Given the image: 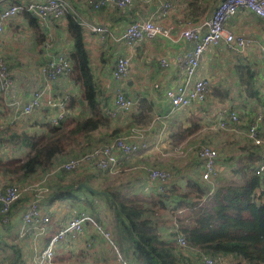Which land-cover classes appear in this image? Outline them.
<instances>
[{
    "label": "trees",
    "instance_id": "16d2710c",
    "mask_svg": "<svg viewBox=\"0 0 264 264\" xmlns=\"http://www.w3.org/2000/svg\"><path fill=\"white\" fill-rule=\"evenodd\" d=\"M11 3H19V0H11ZM209 3L205 0H190L186 4L185 14L180 18L198 23L211 9L213 4ZM72 8L77 11L75 6ZM24 16L36 33L38 45L43 46L47 39L46 32L32 15ZM65 19L66 33L72 43L68 50L72 62L71 80L79 91H68L69 113L56 125L45 120L43 110L39 114L42 119L39 120V117L34 121H26L24 130L13 131L15 122L11 120L13 124L9 121L5 130H0L1 147L8 151L7 156H0V191L8 185L24 186L36 178L48 175L49 202L61 201L79 212L85 211L82 208H94V201L101 197L105 206L108 205L116 214L112 226L116 244L126 258L143 264H202L205 257L213 263L224 264L230 258L237 264H264V187L263 178L257 176L255 171L260 160V147L253 145L248 138L237 149L239 157L242 155L243 163L239 172L244 175V181L241 185H228L224 189L215 186L211 196L215 205H208L205 201L211 189L206 182H202L198 176L185 174L184 180H176L171 184L174 173L168 168L173 177L165 192L146 197L125 191L137 178L131 180V175L125 178V175L119 174L123 171L115 176L103 171L87 175L77 171H55L62 162L106 144L125 133L127 128L133 125L144 128L152 122V117L142 111L139 105L137 114L121 134V129H116L110 135H102L101 131L109 130L113 122L103 113L109 101L108 94H105L92 72L83 42L82 26L75 20L70 9ZM234 72L237 79L235 89L224 86L213 88L210 92L218 105L215 111L212 110L215 116L211 118L212 124L217 126L215 132L227 131L229 128L235 130L237 127L247 132L258 110L264 108V83L258 82L256 72L249 64L242 63L235 66ZM79 99L83 100V104ZM250 102L254 103V107L259 106L258 110L247 109ZM0 108L3 110L0 116L5 119L10 112L2 96ZM200 110L206 112L203 108ZM233 111L239 114L237 123L229 115ZM223 120L227 127L220 129L218 123ZM205 122L206 116L188 114L187 124L182 123L172 131V149L190 142L193 136L202 131ZM203 144L208 145V142ZM11 147L25 150V157L9 159ZM201 163L193 159L186 165L198 167ZM148 165L157 168L150 163ZM98 178L99 183L94 184ZM81 183L92 185L97 192L78 189ZM23 200L17 201L11 207V212L19 208ZM96 220L102 225L100 218ZM0 224H3L1 214ZM179 235L184 237L185 246L178 244ZM11 238V245L0 240V253L7 254L8 250L11 252V256L4 258L7 259L6 264H25L20 248L14 244L17 236ZM4 259L1 257L0 262ZM53 261L55 264H80L74 254L55 256Z\"/></svg>",
    "mask_w": 264,
    "mask_h": 264
},
{
    "label": "built area",
    "instance_id": "2783aa9c",
    "mask_svg": "<svg viewBox=\"0 0 264 264\" xmlns=\"http://www.w3.org/2000/svg\"><path fill=\"white\" fill-rule=\"evenodd\" d=\"M152 0H137L139 4L148 5ZM135 0H93L88 1L93 13L102 11L107 7L126 9L134 6ZM157 10L150 16L142 15L131 21L120 37H114V41L122 43L126 49L123 54L115 58V63L110 72L112 80V98L104 108V114L112 120L124 118L133 119L138 112L140 98H135L126 92L127 77L132 71L134 61L132 53L144 41L156 38L169 40H184L187 49L181 52H168V55L159 57V66L168 69L171 66L178 68V79L173 80L163 88L168 109L163 114L154 116L152 123L147 127L131 126L125 133L111 139L102 146L93 147L87 153L64 161L55 171H77L87 175L92 172H108L116 174L122 170V163H129L142 153H160L164 151L170 142L171 130L182 119L191 113L193 108L206 105L212 82L202 74V62L205 52L211 46L223 43L235 55L249 48L250 41L242 35H234L229 30L228 24L237 12L244 11L264 19V0H219L217 6L212 7L207 14L199 19L198 23L190 19L177 18L171 20L176 9L173 0H156ZM6 3L0 9V37L4 32V26L12 19L25 14L35 15L42 26H49L50 22H60L65 14L70 11L75 20L83 29L88 28L98 41L106 43L110 37L107 25L88 22L80 16L66 0H29L19 3H11V0H0ZM186 8V6H185ZM45 50V60L40 65L37 75L25 76V79L41 81L39 90H34L26 102L15 97L14 84L11 72L0 58V95L4 98L5 106L11 113V121L24 119L34 121L42 119L41 111H45V120L58 124L69 113V92L77 86L71 80L72 62L68 51L57 48V43L49 39ZM261 67L264 69V43L258 44ZM173 56L175 63L169 59ZM24 79V78H23ZM66 86V89L64 88ZM69 86V87H68ZM57 87L63 88L58 92ZM68 87V88H67ZM154 88L159 89V85ZM184 115V116H183ZM230 117L234 123L239 122V114L231 112ZM222 119V118H221ZM264 121V108H261L248 130V140L255 146L260 147V160L255 166L257 176L263 178L264 187V137L260 133V123ZM219 127L226 128V122L220 121ZM154 125H157L154 128ZM176 149V152H178ZM185 154L199 159L202 163L200 169L201 180L210 181L218 175L217 160L219 153L206 144L194 147H184ZM8 151L1 147L0 156H7ZM145 177L135 184L137 192L145 195L151 192L164 193L172 180V173L168 170L153 167L144 168ZM48 175L36 178L24 186L16 184L8 185L0 191V214L1 223L7 224L11 218V207L19 200L26 197L29 203L21 217L19 236L33 235V240L44 238L51 232L43 249L33 254L31 260L25 264H55L54 258L58 252L71 254L74 248L81 243L82 249H88L86 233H93L106 240L108 247L113 251L114 260L119 264H143L141 261L128 259L123 251L117 246L112 232L104 230L101 225L86 211H75L69 208L67 203L61 201L49 202V189L47 188ZM213 191L207 194L211 200ZM213 202V201H212ZM53 203V204H51ZM62 204L67 211L59 213ZM63 213L67 214L62 218ZM53 224L56 228H53ZM51 226V230H50ZM87 228L89 229L87 232ZM178 244L185 246L186 242L182 235L178 236ZM202 264H214L210 258L205 257Z\"/></svg>",
    "mask_w": 264,
    "mask_h": 264
},
{
    "label": "crops",
    "instance_id": "0c3cea01",
    "mask_svg": "<svg viewBox=\"0 0 264 264\" xmlns=\"http://www.w3.org/2000/svg\"><path fill=\"white\" fill-rule=\"evenodd\" d=\"M22 1H29V0H19V2ZM66 1L70 3L72 6H75L80 16L87 19L88 22H92L95 24H103V25L105 24L108 26V29L110 31V37L109 40L106 41V43L102 44L101 42H99L97 37L94 36V34L88 28L83 29L84 30L83 42H85V47L88 53L89 61L91 63L92 72L95 75L96 79L98 80L100 87L104 90L105 94H108V99L110 102L112 98L110 92L113 85L112 80L110 79V72L114 66L115 58L126 51L122 43L114 41V37H120V35L123 34V31L127 28L128 24L131 21L137 19L139 16L142 15L150 16L152 13H154L157 10L158 2H156V0H152L150 4L145 5L143 3L139 4L137 0H135L134 6H131L126 9L120 10L114 7H107L104 8L103 11L93 13L92 8L88 4V1H93V0H66ZM173 1L176 3V9L174 11V14L171 16V20L174 21L177 18H180L181 15L185 14V9H186L185 6L190 2V0H173ZM207 1L210 2L209 5L213 4L212 7L217 6L219 3V0H211V1L205 0L206 3ZM5 4L6 3H0V9ZM37 23L38 24L40 23L38 19H37ZM39 25L42 27L44 32H46L47 36L52 33V34H56V36L59 35V37L63 39L64 42H60V44L57 43L58 49L65 51L69 50L72 43H70V39L67 33L66 35L64 34V31L66 32V26H67L65 18L58 23L50 22L49 26H42L41 24ZM228 28L230 31L233 32L234 35L236 36L242 35L245 38H247L250 41L249 48H246L238 55H235L231 50H229L225 45H223V43H220L217 46H211L205 52L203 56L204 59L202 62L201 69H202V74L205 77H208L212 82L211 91L213 90V88H220L224 86L232 87L233 89H235L237 79L235 76L234 69L235 66L238 65L239 63H242L244 65L249 64L253 69V71L256 72L258 76V82L264 83V69H262L261 67V57H259V52H258V44L264 43V19H260L259 17L254 16L249 12L240 11L237 12V14L229 22ZM22 30L28 33L29 37L36 38V33L32 29L29 21L25 18V16L12 19L5 24L3 34L5 32L6 34L4 36L2 34L0 37L1 55L4 54L2 49L3 45L4 47L9 46L8 37L10 36V34L7 32L8 31L20 32ZM33 42L35 44L33 46V53L29 54L27 58L29 59L28 61H30L29 64L27 63L24 65L23 63H19L18 61L16 62L14 60L11 61L7 60L9 63V67H10L9 70L11 72V76L17 85L15 97L21 100V102L28 101L32 92L34 90H39L41 87V81L38 79L28 82H24L23 79L26 74L27 75L30 74V76H36L37 67H35V65L37 63L40 64L41 61L43 62L45 60V50L43 49V47L41 48V45H38V47L36 46V40H34ZM186 49H187V44L185 43L184 40L181 39L169 40L161 37L151 41L142 42V44L136 49H134L132 53V60L134 61V66L132 71L129 73L127 77L128 80H127L126 92L132 97L140 98V105L142 106V111H145L146 114H149L150 117H152V121L155 115L163 114L168 109L165 97L163 96V88L169 85L173 80L178 79V68L176 66H171L168 69L161 68L159 66V57H162L163 55H168L169 51L178 53ZM41 52H42V57H41ZM169 59H171V61L175 63L173 56H170ZM156 84L159 85V89L154 88ZM64 88L66 89V86H64ZM57 90L58 92H62L63 88L57 87ZM77 91H79L78 87L76 92ZM208 96L209 98L207 104L201 105L197 108H193L190 114L199 117H201L202 114L205 115L206 112L201 111L200 110L201 108H203L205 111H208V113L210 112L209 110L215 111L218 106L216 103V99L212 95V93H209ZM239 102H235V103L238 104ZM258 108L259 106L256 105L254 107V103L251 102L247 107V109H251V111L258 110ZM211 115H212L211 118L215 116L214 113ZM211 118L210 120L205 122L204 128L201 131L202 134L200 133L201 135L199 134L196 137L197 141L196 138L192 139L190 142H184L178 148H181L183 146L187 148L194 147L200 145L199 143L201 142L212 143L217 147H219L220 149L221 146H224V149L222 150L221 155L219 154V158L217 160L218 175L212 180L208 182L201 180V173L199 172L202 167V164H200L198 167L196 166L197 168L193 165L188 166V168L187 167L183 168L184 173L192 172L193 174L198 176L202 182H206L211 187L209 192L210 191L214 192V190L216 189L214 185L215 184L214 181L219 179L220 175L223 172L222 171L223 165L227 164L225 163V161L227 160L225 157L226 154L225 152L226 149L229 147L226 146V143H222L223 145H220L218 138H221L222 136L225 135L227 137H232L233 139L236 140V143L234 144L230 143V144L235 145L237 148L240 145H243L244 142L247 141L248 137H247L246 129H242L241 127H237L235 130L229 128L227 131L221 130L219 132H215L217 126L216 124L215 125L212 124ZM222 119L224 118L222 117ZM129 121H130V117L128 116L117 119L115 121L113 120L112 127L109 130L101 131V133L102 135H106V134L110 135L116 129H121V132H119L121 134L125 130V127L129 123ZM181 122L183 123V125H186L187 116L184 119H182V121H180L179 123ZM240 125L241 124H239V126ZM156 126L157 125H154V128H156ZM172 131L173 129L169 134L170 135L169 145L166 149H164L162 154L155 152L142 153L136 158H134V160H132L131 162L122 163L121 171L123 172L127 171V174L129 173V175H132V173H134L136 176L135 178H137V180L135 181L136 184L138 181H141L145 177L143 171L145 167L149 166L148 163H150L151 165H155L159 169L162 168V170L164 169L167 170V168H165L167 166V163L165 164L164 161H161V157L163 158L164 156H168V157L171 156V152L173 150L171 146ZM260 133H262V135L264 136V122L261 124ZM186 156L192 157L193 155L188 153L186 154ZM158 157L160 158V160L156 161ZM240 157H242V155H240ZM225 180L229 181L226 178ZM135 184L133 190L131 191L132 193L140 194L145 197L150 194H155V192H151L145 195L144 193L137 192L135 189ZM28 203H29V198L28 197L24 198L22 203L18 205L19 208L16 206L17 208L12 210L13 216L11 212L10 215L12 217L10 218L9 222L7 224H2V225L0 224V240L7 242L9 245H11L13 244L11 237L17 236V239L15 240L14 244H16L20 248L22 260L24 262L27 260H31L33 254L43 249L46 244V240L52 235L50 232L47 236H45L44 238H39L38 240H33L34 236L31 235L30 233L23 238L19 236V230L21 227V217ZM59 206L61 207V210H59L60 214L62 210L64 212L67 211V209L65 208L66 206L64 207L60 203ZM69 208L74 209L71 206H69ZM66 215L67 214L63 213L62 218H65ZM53 228H56V225L53 224ZM103 228L104 230L110 231L106 229L105 226ZM50 230H51V226H50ZM88 230L89 229L87 228V232ZM86 241L88 243V247H89L88 249L83 250L82 244L79 243L71 252V254L76 255V261H78L80 264H119L115 262L113 251L110 249V247H108L106 240H104L101 236H95L93 233H86ZM6 253L7 254L0 253V258L2 257L4 259L8 255L11 256V252L9 250L6 251ZM62 255H68V254L63 252H58L56 256H62ZM6 263H7V259H4V261H2L1 264H6Z\"/></svg>",
    "mask_w": 264,
    "mask_h": 264
},
{
    "label": "rangeland",
    "instance_id": "374dc122",
    "mask_svg": "<svg viewBox=\"0 0 264 264\" xmlns=\"http://www.w3.org/2000/svg\"><path fill=\"white\" fill-rule=\"evenodd\" d=\"M7 33L10 34V36L8 37L9 38V46L4 47V45H3V47H2L3 52H4L3 55L0 54L2 56V57L0 56L2 61L7 65L8 68H10V67H9V63L7 60H10V61L14 60L16 62L18 61L19 63H23L24 65L27 63L29 64L30 61H28L29 59H27V58H28L29 54L33 53V46L35 45L33 42L34 40H36V46L38 47L37 38L29 37V34L24 32L23 30L20 32L8 31ZM5 34H6V32L3 34V36ZM64 34L66 35L65 31H64ZM62 35H63V33H62ZM49 39H52L55 43H58V44H60V42H64L63 39L61 37H59V35L56 36V34L51 33L47 36V39L45 40L44 45L43 46L41 45V48L43 47V49H46L48 42H49ZM5 43H8V42H5ZM41 57H42V52H41ZM41 64H42V61L40 62V64L37 63L35 65V67H37V72H38V69H39ZM25 76H24V82H28V80L25 79ZM13 84H14V93H16L17 85H16V82L14 80H13ZM110 95H112V90L110 92ZM2 111H3L2 108H0V113ZM209 111H210L209 113H208V111H206L207 114H205V115L202 114V115L206 116V122L208 120H210V118L212 116L211 114L214 113L212 110H209ZM11 117H12L11 113H9V115L6 116L5 119H3L0 116V130H5V128L7 127L6 124H7V122L10 121ZM13 121L15 123L10 121L12 124L14 123L13 127H12L13 131L19 132L21 130L26 129V126H23L24 123L26 122V120L15 119ZM180 124H182V122L179 123L178 125H180ZM199 134H196L195 136H193L192 139H195ZM207 136H208V133H207ZM0 138H1V136H0ZM196 141H197V138H196ZM219 143H220V145H223L222 143H226V146H229L225 152L226 153L225 157L227 159L225 161V163H227V164L223 165V167H222L223 172L220 175L219 179L214 181V183H215L214 185L217 188L223 187V189H224V187H226L228 185H233V184L234 185H241V183L244 181V175L242 174V172H239V171H241V166H242L243 160H241V157H239V153H238L237 149L242 145H240L239 147L236 148L235 145L230 144V143H233V144L236 143V140L233 139L232 137H227L226 135L222 136L219 139ZM199 144L202 145L203 143L201 142ZM208 146L213 147L217 151V153H219L221 155L220 151H222V149L220 150L219 147H217L216 145H214L212 143H208ZM184 147L185 146L178 149V152H176L177 148L172 150L170 157H168V156H164L163 158L161 157V161H164L165 164L167 163V166L165 168H168V170H171V172L174 173V179L171 182V184L174 183L176 180H184V177L186 176L185 174L192 175L194 177L196 176L192 172H190V173H184L183 172L184 167L188 168V165H186V164L191 162V159L192 160L194 159L190 156H186ZM9 151L11 153V155L9 156V159H13V158L23 159L25 157L24 156V154L26 152L25 150L24 151L16 150V149H13L11 147V150H9ZM173 173H172V177H173ZM119 174L125 175L124 176L125 178L126 177L130 178V175H129V173L127 174V171L123 172V173H119ZM109 175L115 176L117 174H115V175L109 174ZM132 175H131L132 176L131 180H134L136 176L134 173H132ZM225 178L228 179L229 181H226ZM99 180L100 179L98 178L97 181H94L93 183L98 184ZM220 181H222V182H220ZM134 184H135V182H133V184H130L129 186H127L125 191H127V190L132 191L134 188ZM100 198L101 197H97L96 200L94 201V203H93L94 208H90L89 210L86 208H82V209L85 210L88 214H91V216L93 218H95V220L100 218L102 221L101 226L102 227L105 226L106 229H108L112 232V226L114 225L113 219H115L116 214H114L113 209H111L107 204H106L107 206H105V202L103 201V199H100ZM205 201L208 203V205H212V204L215 205V202L208 200L207 197H205ZM214 264H222V263L216 262ZM224 264H237V262L235 260H230V258H228V259H226Z\"/></svg>",
    "mask_w": 264,
    "mask_h": 264
},
{
    "label": "water",
    "instance_id": "95a60500",
    "mask_svg": "<svg viewBox=\"0 0 264 264\" xmlns=\"http://www.w3.org/2000/svg\"><path fill=\"white\" fill-rule=\"evenodd\" d=\"M32 17L37 18L35 15H32ZM80 103L83 104V100L79 99ZM78 189H85L87 191L97 192L94 187H92L90 184L87 183H81L77 186Z\"/></svg>",
    "mask_w": 264,
    "mask_h": 264
}]
</instances>
